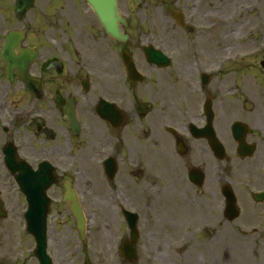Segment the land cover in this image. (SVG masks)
Returning <instances> with one entry per match:
<instances>
[{
	"label": "flooded vegetation",
	"instance_id": "1",
	"mask_svg": "<svg viewBox=\"0 0 264 264\" xmlns=\"http://www.w3.org/2000/svg\"><path fill=\"white\" fill-rule=\"evenodd\" d=\"M36 2L21 14L0 0V197L20 228L17 179L31 174L45 254L3 229L0 264H264L259 241L245 245L264 240V0L215 7L237 19L223 54L205 36L155 38L168 67L146 61L143 35L110 38L89 7ZM193 10L211 24L209 0Z\"/></svg>",
	"mask_w": 264,
	"mask_h": 264
},
{
	"label": "rangeland",
	"instance_id": "2",
	"mask_svg": "<svg viewBox=\"0 0 264 264\" xmlns=\"http://www.w3.org/2000/svg\"><path fill=\"white\" fill-rule=\"evenodd\" d=\"M63 3V7H74L73 0H60ZM195 0H119V9L123 15L127 17L128 24H130V31L133 39L140 38V35H148L149 39L154 37L163 38L166 42L169 43L172 39H177L184 34L186 38V31H180L179 34L175 32L177 31L176 23L171 19L170 15L168 14V7L173 9L185 10L184 13L188 16L189 23H187L188 27L190 24L194 26V31L190 33L191 37L196 38V34L200 35L203 31L209 32L208 42L207 45L211 49L214 54H221L223 53L224 47V35L229 27L234 28V24L229 26L234 20H237L235 17L230 16L229 21H223L224 17L219 16L218 20L216 17H212L211 24L209 25H202L200 21L194 20V11L192 10L194 7ZM211 4L214 5V9L218 5H225L229 6L232 3V0H209ZM48 3V4H47ZM75 5L77 6H84L83 0H74ZM53 6L59 7L61 6L60 3H54L52 0H38L37 6L44 7V6ZM224 6V7H225ZM226 8V7H225ZM59 12V11H55ZM61 12V11H60ZM221 15V14H220ZM251 17V16H249ZM248 17V18H249ZM254 16H252L253 19ZM262 22H264V14L262 15ZM155 20V21H154ZM195 23V25L193 24ZM201 24V25H200ZM222 26L224 28H222ZM222 28V29H221ZM184 44H182L183 46ZM12 194V190H11ZM3 197V194H2ZM4 200V197L2 198ZM16 224V223H15ZM13 222L7 220L0 221V232L3 229H6L9 233L13 235V233L20 228L14 227L15 225ZM17 225V224H16ZM13 226V227H12ZM237 226L239 224L237 223ZM231 237V236H230ZM8 241V240H7ZM14 241V239H12ZM253 241L256 243L259 241L261 246L264 247V240H257V239H248L245 240L246 248H257L258 246L253 244ZM4 240L0 238V244L3 246ZM242 244V247H245L242 242L236 239H229L230 247L232 245ZM2 246L0 248V253L2 251ZM13 247V246H12ZM12 247L9 248L12 251ZM239 250H234L233 253L237 254ZM8 257H6V261Z\"/></svg>",
	"mask_w": 264,
	"mask_h": 264
},
{
	"label": "water",
	"instance_id": "3",
	"mask_svg": "<svg viewBox=\"0 0 264 264\" xmlns=\"http://www.w3.org/2000/svg\"><path fill=\"white\" fill-rule=\"evenodd\" d=\"M25 3L30 6L33 0H23ZM89 4L93 7L95 10L101 24L103 25L104 29L106 32L111 35L113 38H116L120 41H124L126 38L121 36L116 23H123L125 24V21L120 17L118 11H117V0H87ZM24 3H21V5ZM152 58L157 57L154 56L153 53H151ZM158 56V55H157ZM30 181L26 180V182H23V187L22 190H25V192L28 193V203H29V211L27 213V226H28V231L33 232L34 227L38 225L40 227V232L42 229V236L45 230V223L44 220L41 222H35L31 219V214L34 213L31 208H33L31 203V196L29 195V192L31 191L28 188V184ZM34 209V208H33ZM1 215V214H0ZM41 234V233H40Z\"/></svg>",
	"mask_w": 264,
	"mask_h": 264
}]
</instances>
